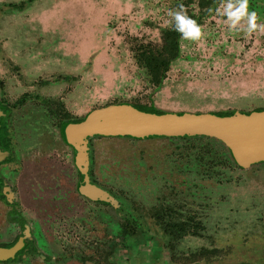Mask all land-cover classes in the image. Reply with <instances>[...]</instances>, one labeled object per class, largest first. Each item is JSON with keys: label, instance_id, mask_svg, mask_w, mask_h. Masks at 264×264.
Here are the masks:
<instances>
[{"label": "rangeland", "instance_id": "rangeland-1", "mask_svg": "<svg viewBox=\"0 0 264 264\" xmlns=\"http://www.w3.org/2000/svg\"><path fill=\"white\" fill-rule=\"evenodd\" d=\"M226 2L0 0V103L14 156L1 170L13 197L0 202V245L22 236V224L42 237V254L7 264H264V164L224 171L228 153L201 136L97 138L89 177L115 205L93 202L77 193L75 152L60 142L53 106L33 100L57 88L76 104L83 86L100 91L90 104L80 95L84 111L113 100L210 114L264 107V31L229 30L216 12ZM180 5L198 39L182 38L169 15ZM248 9L264 25V0ZM160 58L169 66L157 86L149 63ZM27 90L32 104L13 105ZM42 208L54 217L38 218Z\"/></svg>", "mask_w": 264, "mask_h": 264}, {"label": "water", "instance_id": "water-1", "mask_svg": "<svg viewBox=\"0 0 264 264\" xmlns=\"http://www.w3.org/2000/svg\"><path fill=\"white\" fill-rule=\"evenodd\" d=\"M70 135L72 148L77 152L74 162L83 176L79 192L92 201L108 202L100 189L89 184L86 175V138L93 136L136 139L209 136L227 148L232 160L243 167L264 162V111L228 117L210 113L157 115L126 104L113 105L91 111L82 122L72 125ZM3 156L0 153V160ZM16 249H0V261L12 257Z\"/></svg>", "mask_w": 264, "mask_h": 264}, {"label": "flooded vegetation", "instance_id": "flooded-vegetation-1", "mask_svg": "<svg viewBox=\"0 0 264 264\" xmlns=\"http://www.w3.org/2000/svg\"><path fill=\"white\" fill-rule=\"evenodd\" d=\"M58 6L56 5L55 8H57ZM55 17V15L53 16ZM176 47V45H175ZM143 55V56H142ZM140 57H139V62L143 61L145 62V53H143ZM73 58V57H72ZM171 58V57H170ZM74 59V58H73ZM155 59V58H154ZM154 59L152 60V62H148L149 65L153 68L152 72H151V76L154 78L155 82L157 84V86H159L162 81L165 78V74H166V70L169 66V61L165 60V59H159L154 61ZM139 64V63H138ZM144 65L146 66L147 64L144 63ZM59 75L56 74V78H58ZM79 73L76 71V69H72L70 71V73L68 74V80L71 83L75 84V89L79 88L78 86V82L80 81L79 78ZM0 87L5 88V82L2 78H0ZM68 81V82H69ZM67 82V83H68ZM111 83V80L106 79L105 84L101 87L103 88V91L108 92V90H105L107 88V86L109 87ZM43 85V84H42ZM42 87H45L44 85ZM1 89V88H0ZM57 88L53 89V92L56 91V93H58V91L56 90ZM74 89V90H75ZM81 90H78V93L74 96V98L76 97L77 103L75 104L74 102L71 101H67V100H63V98L60 99V97L58 96V94L53 95V92H49L48 94L43 95L40 92V88L37 90L36 93H34L35 96L33 98V100L37 97L39 99H37L38 102V108H42V106H44L46 103L51 104L53 107L50 110L51 114L56 116L55 120H56V128L58 129V135L59 138H61L60 142L61 144L63 143L65 146L72 148V145L70 143V131L72 128V125H76L79 122H82L84 120V118L91 112L97 109H102V108H106L109 106H113V105H130L140 111L146 112V113H151V114H157V115H162V114H179V115H183V114H190V115H200V114H207V113H189V112H184V111H166V110H161V109H157L154 106H146L144 104H139L137 102H117V101H110V103L107 104H102V105H97L94 106L92 109H89L88 111H84L83 107L81 104H83V101L80 100L81 97H84L83 100L88 101V103H92L94 101H97V99L95 98L97 96V93L100 92L98 89L95 90L96 92H94V89L92 88L90 91H88L87 89H85V87H81ZM129 90V89H128ZM73 92L71 93H66L67 95H72ZM42 95L44 97H47V99H42ZM81 95V97H80ZM56 97H59L58 99H56ZM73 97V96H72ZM32 98V92L31 91H24V92H20L19 95L17 97H15V102H13V105H18V104H23L27 105V104H32L31 103H27V101L29 99ZM46 100L45 103H43V101ZM80 100V101H78ZM36 101V100H35ZM100 101V100H98ZM82 102V103H81ZM8 107L2 105V103H0V153H3L4 156L3 158L0 160V202H5V199L8 200L11 203L12 200V193L10 192V180H6L3 176H1V170H5L8 167V164L12 161L13 159V151H12V147H11V137H10V132L9 129L7 128V117H8ZM71 109V110H70ZM259 111H264V107H256L254 108V110L252 112H259ZM77 112V113H76ZM244 113V112H243ZM251 113V112H250ZM211 114L218 116V117H228L233 115L232 113H222V112H212ZM243 115H249V113H245ZM97 138H128V139H136V138H129V137H106V136H93L90 138H86L87 141V150L86 152V158H85V162H86V175L89 181L90 185H93L91 183L89 174H90V164H91V159H90V144L91 141H93L94 139ZM151 138H166V139H181V140H185V138H192V136H183V137H151ZM199 138H202L204 140H213L215 143H217L218 145H221L226 152L227 148H225L222 144H219L217 140L212 139L209 136H201ZM145 139V138H144ZM138 140V139H136ZM74 150V149H73ZM75 152V156H74V160L76 157L77 152L74 150ZM228 156L230 159H228L227 164H223L222 167L225 168L224 171L226 170H238V171H242L243 173L249 170H252L255 166H260L263 165L264 162L261 163H256V164H252L246 167H243L239 164H237V162L232 160V157L230 156L229 152H228ZM75 163V162H74ZM76 166V165H75ZM77 169V173H78V181L76 184V190L77 193L85 198H87L86 196L80 194L79 192V187L81 185H83V176L79 171V168L76 166ZM10 179V178H9ZM33 179V177L31 178ZM85 184V183H84ZM94 186V185H93ZM96 187V186H95ZM98 189H100L99 187H97ZM101 190V189H100ZM103 192V195L106 197V199H108V203L115 205L114 204V200L111 198L110 194H106L105 191L101 190ZM4 194V195H3ZM88 200H90L89 198H87ZM92 201V200H90ZM93 202H101L102 201H93ZM49 207V206H48ZM41 216L39 215L38 218H46V217H50L53 216V214H50L47 209L42 208L40 210ZM11 214L9 213L6 217V220L8 222V224H10V222L12 223L13 219H18L20 217V213L18 212L17 216H15V214L13 215L12 218L10 216ZM31 217V216H30ZM59 221V220H58ZM18 223L22 224V221H18ZM38 224H40V221L38 220L37 222ZM19 224V225H20ZM21 227H24L25 231H23V235L22 236H15L14 240L10 243V245H0V249H11L13 247H16L17 249L15 250V252L13 253L14 255L6 260H2L0 261V263L3 264H7L10 262H15L17 260L18 257H20L21 255L25 254V253H31V254H42L40 251L42 248H37L36 244H39L41 241V233H38L37 228L36 230L32 231L30 227H25V225H21ZM34 233V234H33ZM31 235V236H30ZM44 237H46L44 235ZM33 240V241H32ZM32 245L33 248H29V246L27 247V245ZM40 250V251H39Z\"/></svg>", "mask_w": 264, "mask_h": 264}, {"label": "clouds", "instance_id": "clouds-1", "mask_svg": "<svg viewBox=\"0 0 264 264\" xmlns=\"http://www.w3.org/2000/svg\"><path fill=\"white\" fill-rule=\"evenodd\" d=\"M183 7L180 5V11L169 10V15L173 17L182 38L198 39L201 35V28L195 20L184 14ZM216 12L226 17L225 22L228 24L229 30L243 29L249 34L258 29L264 31V25L256 23L257 13L248 9V0H227L222 8L216 9ZM242 18H246V27L240 23Z\"/></svg>", "mask_w": 264, "mask_h": 264}]
</instances>
